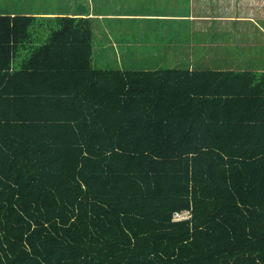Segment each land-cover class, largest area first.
Masks as SVG:
<instances>
[{
    "label": "trees",
    "instance_id": "trees-1",
    "mask_svg": "<svg viewBox=\"0 0 264 264\" xmlns=\"http://www.w3.org/2000/svg\"><path fill=\"white\" fill-rule=\"evenodd\" d=\"M116 51L0 16V264H264V82Z\"/></svg>",
    "mask_w": 264,
    "mask_h": 264
},
{
    "label": "crops",
    "instance_id": "crops-1",
    "mask_svg": "<svg viewBox=\"0 0 264 264\" xmlns=\"http://www.w3.org/2000/svg\"><path fill=\"white\" fill-rule=\"evenodd\" d=\"M85 15L117 48L112 63L99 65L104 69L156 68L148 65L152 58L146 65L137 60L147 49L156 63L169 58L194 72H250L256 74V82H264V0H0V16ZM227 77L239 87L248 82Z\"/></svg>",
    "mask_w": 264,
    "mask_h": 264
},
{
    "label": "built area",
    "instance_id": "built-area-1",
    "mask_svg": "<svg viewBox=\"0 0 264 264\" xmlns=\"http://www.w3.org/2000/svg\"><path fill=\"white\" fill-rule=\"evenodd\" d=\"M189 217V215H188V213H185V214H175L174 215V219L176 220V221H178V220H182V219H184V218H188Z\"/></svg>",
    "mask_w": 264,
    "mask_h": 264
},
{
    "label": "rangeland",
    "instance_id": "rangeland-1",
    "mask_svg": "<svg viewBox=\"0 0 264 264\" xmlns=\"http://www.w3.org/2000/svg\"><path fill=\"white\" fill-rule=\"evenodd\" d=\"M28 9H17L18 12H25L27 11ZM3 12H7V10H2Z\"/></svg>",
    "mask_w": 264,
    "mask_h": 264
}]
</instances>
